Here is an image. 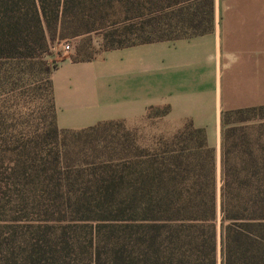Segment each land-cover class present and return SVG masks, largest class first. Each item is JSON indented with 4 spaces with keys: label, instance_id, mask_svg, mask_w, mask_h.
Returning <instances> with one entry per match:
<instances>
[{
    "label": "trees",
    "instance_id": "trees-1",
    "mask_svg": "<svg viewBox=\"0 0 264 264\" xmlns=\"http://www.w3.org/2000/svg\"><path fill=\"white\" fill-rule=\"evenodd\" d=\"M214 17L215 0H0V264H264V145L228 121L264 105L222 113L219 183L190 121L151 146L126 127L106 141L122 121L56 123L55 41L89 61Z\"/></svg>",
    "mask_w": 264,
    "mask_h": 264
},
{
    "label": "crops",
    "instance_id": "crops-1",
    "mask_svg": "<svg viewBox=\"0 0 264 264\" xmlns=\"http://www.w3.org/2000/svg\"><path fill=\"white\" fill-rule=\"evenodd\" d=\"M56 123L133 127L150 107L162 133L190 121L220 159L224 111L264 105V0H215L212 31L63 58L51 73Z\"/></svg>",
    "mask_w": 264,
    "mask_h": 264
},
{
    "label": "rangeland",
    "instance_id": "rangeland-1",
    "mask_svg": "<svg viewBox=\"0 0 264 264\" xmlns=\"http://www.w3.org/2000/svg\"><path fill=\"white\" fill-rule=\"evenodd\" d=\"M76 41L77 40L70 39L55 41L52 47V54L48 57L50 65H58L63 58H66L74 53ZM66 43L70 45L69 49H66L64 47ZM262 111L264 112V110ZM262 111H244L242 113L233 114L229 116L228 121L231 124L237 125L239 129L243 130V132L247 135L248 139L250 140V142H252L253 145H264V118L261 117ZM158 112L159 111L156 108L149 110V116L147 115V118H144L143 120H138L133 127H127L125 124H108L104 127L103 137H105L106 141H109L111 140V137L117 136L118 132H121L122 127H126L132 131L134 137L140 145L151 146L159 136H171L170 134H163L161 132L162 127L156 117ZM241 118H247V120H245L244 122H239L238 120ZM238 132H240V130H238ZM260 132H263V135L260 136V143H257L256 138L259 136ZM67 136L68 138H72L71 134H67ZM108 147L111 148V144ZM220 169V159L218 160L216 156L215 174L217 183H219L220 180Z\"/></svg>",
    "mask_w": 264,
    "mask_h": 264
},
{
    "label": "built area",
    "instance_id": "built-area-1",
    "mask_svg": "<svg viewBox=\"0 0 264 264\" xmlns=\"http://www.w3.org/2000/svg\"><path fill=\"white\" fill-rule=\"evenodd\" d=\"M64 47H65L66 49H69V48H70V45H69L68 43H66V44L64 45Z\"/></svg>",
    "mask_w": 264,
    "mask_h": 264
}]
</instances>
